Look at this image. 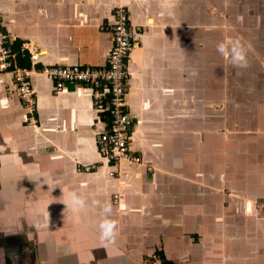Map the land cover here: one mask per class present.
Returning <instances> with one entry per match:
<instances>
[{"label": "crops", "instance_id": "0c3cea01", "mask_svg": "<svg viewBox=\"0 0 264 264\" xmlns=\"http://www.w3.org/2000/svg\"><path fill=\"white\" fill-rule=\"evenodd\" d=\"M120 6L139 28L126 105L141 163L114 167L97 151L108 120L90 89L56 92L40 70L104 67L103 27ZM240 11L264 17V0H0L17 66L36 69L31 111L0 73V264H264V78L254 85L250 66L217 51L234 39L264 49V24ZM105 203L118 231L107 245Z\"/></svg>", "mask_w": 264, "mask_h": 264}, {"label": "built area", "instance_id": "2783aa9c", "mask_svg": "<svg viewBox=\"0 0 264 264\" xmlns=\"http://www.w3.org/2000/svg\"><path fill=\"white\" fill-rule=\"evenodd\" d=\"M103 28L112 35V46L104 67L53 66L42 68L40 72L52 81L56 92L61 91L65 84H78L90 89L94 110L108 120L106 129L96 139L102 163L107 162L114 167L121 162L140 164L141 159L132 154L128 146L133 120L126 105L130 78L129 57L136 46L139 28L131 23L127 10L122 6L114 11L113 22ZM30 53V61L34 64L38 59V52L32 48ZM32 71L36 69L17 66L15 52L9 46L0 17V73L11 74L23 106L30 111L35 103L34 90L30 85ZM94 168L95 166L87 170ZM116 174L118 175L117 172L110 171L108 176L115 177Z\"/></svg>", "mask_w": 264, "mask_h": 264}, {"label": "clouds", "instance_id": "9594fccd", "mask_svg": "<svg viewBox=\"0 0 264 264\" xmlns=\"http://www.w3.org/2000/svg\"><path fill=\"white\" fill-rule=\"evenodd\" d=\"M217 51L225 58H230L232 64L239 68H246L248 66L247 50L245 46L238 40H226L217 45ZM70 205L76 211H82L86 209V198L75 191L69 193ZM93 206L99 205V201L93 200ZM112 207L110 203H105L102 206L103 219L99 222L98 228L100 232V240L107 245L108 243H114L118 231L116 221L109 219L111 215Z\"/></svg>", "mask_w": 264, "mask_h": 264}, {"label": "rangeland", "instance_id": "374dc122", "mask_svg": "<svg viewBox=\"0 0 264 264\" xmlns=\"http://www.w3.org/2000/svg\"><path fill=\"white\" fill-rule=\"evenodd\" d=\"M249 13H252V12H249ZM260 14H263L262 12H259ZM238 14H240L241 16H242V18H244L245 19V21H244V23L246 24V25H249V23H250V21H256V19H258V21L259 22H261V24H264V17H257V16H249L248 15V12H246V11H240V13H238ZM252 14H254V13H252ZM255 14H257V12H255ZM222 19H230V20H232L231 22H233V21H238L237 20V17H233V18H231V17H229V18H227V17H220V20H222ZM240 24V22L238 21V22H236V24ZM246 50H247V56H251L252 58H254L253 56H252V52H256L255 54H258V51H261V52H263L264 53V49H259V48H257V49H254V48H251V47H249V48H246ZM260 56V55H259ZM262 56V55H261ZM264 57V56H263ZM254 61L253 59L251 60V59H249L248 57H247V61ZM259 60H260V62H261V64L264 66V58H259ZM248 66H250V70H252L251 72V75L253 76V80L251 81V82H253V84L255 85V84H259V85H261L262 84V78H264V74L261 72V70H259V68L256 66V64H255V61H254V63H252L251 65H248ZM257 68V69H256ZM245 77V76H244ZM263 163V162H262ZM259 168H261V167H259ZM262 168H264V167H262ZM259 205H263V204H259Z\"/></svg>", "mask_w": 264, "mask_h": 264}, {"label": "trees", "instance_id": "16d2710c", "mask_svg": "<svg viewBox=\"0 0 264 264\" xmlns=\"http://www.w3.org/2000/svg\"><path fill=\"white\" fill-rule=\"evenodd\" d=\"M21 67H23V68H26L27 67V68L31 69V67L29 65H27V66H21ZM159 255H160V259L162 260V263L163 264H171V263L165 261L164 257L161 254H159Z\"/></svg>", "mask_w": 264, "mask_h": 264}]
</instances>
